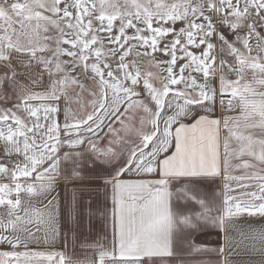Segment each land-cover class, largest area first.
<instances>
[{
    "label": "snow or ice",
    "instance_id": "1",
    "mask_svg": "<svg viewBox=\"0 0 264 264\" xmlns=\"http://www.w3.org/2000/svg\"><path fill=\"white\" fill-rule=\"evenodd\" d=\"M0 102L11 104L0 107L2 151L23 158L0 162L11 181L0 183V244L13 249L0 251V264H72L28 244L39 232L55 240L65 213L78 223L101 179L112 190L114 250L100 246L99 264H164L180 246L230 264L234 221L264 218V0H0ZM129 112L143 113L139 127L121 120ZM70 160L69 172L61 165ZM33 174L38 184L27 183ZM218 179L222 199L199 190ZM60 180L72 184L67 208L58 194L42 209L24 205L21 193L51 195ZM208 229L223 233L220 247L196 242ZM245 239L264 264V227Z\"/></svg>",
    "mask_w": 264,
    "mask_h": 264
},
{
    "label": "crops",
    "instance_id": "2",
    "mask_svg": "<svg viewBox=\"0 0 264 264\" xmlns=\"http://www.w3.org/2000/svg\"><path fill=\"white\" fill-rule=\"evenodd\" d=\"M229 78L235 79L234 75L229 76ZM217 86V110L214 113V116L219 117L221 112L218 110L219 104V89H218V81L215 82ZM41 90V89H36ZM141 94V98L144 96V90L141 86L138 89ZM93 99L92 96L86 99L85 106H87L88 101ZM33 103H39V101H33ZM61 107H63V103H61ZM74 108L77 105H73ZM120 112L124 111V106H120ZM238 109L235 113L229 114H237ZM142 112H138L133 114L129 112L126 116H122L121 120H124L125 123L131 124L135 127H139V116L142 115ZM128 116H134L132 120H128ZM60 120L63 121V113H61ZM190 122V121H189ZM114 127L120 129L122 126L119 121L114 124ZM107 132V128L104 129ZM226 130L222 129L221 135H226ZM122 137H125L126 140L132 141L136 139L135 135H125L123 131L120 132ZM111 133L108 134L107 137L103 138L100 141L99 147L104 148L108 146V141L113 139ZM117 150L128 147L126 143H121L116 145ZM64 151H68L67 148H62L60 150V154L63 155ZM22 156L18 157L13 155L11 157L6 156L2 151V145H0V162L7 161H22ZM239 160L233 161V163H239ZM46 166V165H45ZM72 162H62L61 167L70 172L72 168ZM234 175H243V169H235L233 172ZM122 179L130 178L129 175H123ZM21 182H24L23 178H21ZM0 183H11L9 178L0 175ZM27 183L38 184L39 181L35 179V174L33 177L27 180ZM94 188L98 187V191H95L93 195L89 196L88 194H84L83 199L81 200V215L78 218V223H74V221L67 216L65 213L64 219L60 223V231L59 235L55 240H49L48 242H44V233L39 232L37 236L39 238V242H30L28 244L29 251H39L49 253H63L66 260H70L72 264H77L78 261L84 262V264H99V251L101 250L100 246L104 250H107L109 253L113 252V233H112V225H111V213H112V200H111V186L109 185L107 189L104 188V179L96 181L93 185ZM72 184L68 183L67 188H65V182L63 180L58 181L56 185V190L51 195H40V194H32L29 195L26 192L21 193V199L24 202V205L30 208L42 209L43 206L47 203L49 199L52 198V195H59L60 203L62 206L67 208L71 202L72 196ZM199 190L202 193L212 194L215 191H219L223 193V181L222 179H218L214 184H203L199 186ZM233 195H237L238 192L234 191L231 193ZM12 198H15V194H12ZM91 200V204H86L84 201ZM178 207L182 209L191 208V202H185L182 204H178ZM83 209H89V212H84ZM5 209L3 206H0V215H3ZM235 228L230 230V236L232 239V244L229 249L226 250L225 255L228 256L230 260V264H259L261 257L259 255H249L248 254V245L251 244L249 239H245V236L248 235V229L252 228H261L264 227V218L262 217H248L243 216L242 218L236 219L234 221ZM33 230L35 229V225L31 226ZM241 232L244 235H241ZM196 242L202 244H208L213 247H220L223 241V233L217 231L216 229H208L205 230L204 233L196 235ZM95 246V247H91ZM3 250H13L9 245L0 244V251ZM16 251L25 250L23 247H17ZM230 253V254H229ZM116 258L119 259L118 252L115 253ZM38 264H58L59 257H53L52 261L46 260L43 257L36 258ZM221 259L218 253H200V254H190L189 249L184 246L177 247L175 249V255L166 259L164 264H208V262H212L215 264V261ZM104 264H114V261L111 256L105 257Z\"/></svg>",
    "mask_w": 264,
    "mask_h": 264
},
{
    "label": "rangeland",
    "instance_id": "3",
    "mask_svg": "<svg viewBox=\"0 0 264 264\" xmlns=\"http://www.w3.org/2000/svg\"><path fill=\"white\" fill-rule=\"evenodd\" d=\"M179 26H180V25L177 24V27H179ZM225 31L227 32V30H225ZM238 46H239V45H238ZM193 51H195V49H193ZM157 58H158V59H168V57H165V56H162V55H159ZM142 70H143V71H152V72H159V71H160L159 69L148 67V66L146 65V63H145V65L142 67ZM162 74H164V73H162ZM85 83H86V86H87V87H89V88L92 87L90 81H85ZM156 83L158 84V82H156ZM89 97H90L89 93H88V92H85V93H84V97H83V98H84V101H86V99L89 98ZM5 106L10 107L11 104L4 105L2 102H0V107H5ZM18 114H20V113H18Z\"/></svg>",
    "mask_w": 264,
    "mask_h": 264
},
{
    "label": "built area",
    "instance_id": "4",
    "mask_svg": "<svg viewBox=\"0 0 264 264\" xmlns=\"http://www.w3.org/2000/svg\"><path fill=\"white\" fill-rule=\"evenodd\" d=\"M226 99H227V96L225 97V101H226ZM218 110H219V104H218ZM220 111V110H219Z\"/></svg>",
    "mask_w": 264,
    "mask_h": 264
}]
</instances>
